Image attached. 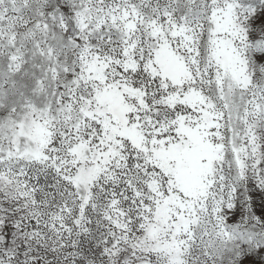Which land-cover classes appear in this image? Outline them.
<instances>
[{"label":"snow or ice","instance_id":"1","mask_svg":"<svg viewBox=\"0 0 264 264\" xmlns=\"http://www.w3.org/2000/svg\"><path fill=\"white\" fill-rule=\"evenodd\" d=\"M0 264H264V0H0Z\"/></svg>","mask_w":264,"mask_h":264},{"label":"rangeland","instance_id":"2","mask_svg":"<svg viewBox=\"0 0 264 264\" xmlns=\"http://www.w3.org/2000/svg\"><path fill=\"white\" fill-rule=\"evenodd\" d=\"M254 199L256 200L257 205L259 204V200H260V194L256 193L254 196Z\"/></svg>","mask_w":264,"mask_h":264}]
</instances>
